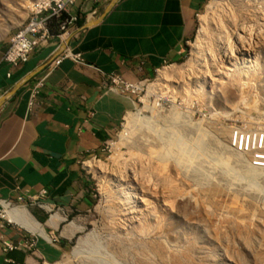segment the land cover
Listing matches in <instances>:
<instances>
[{"label": "rangeland", "instance_id": "374dc122", "mask_svg": "<svg viewBox=\"0 0 264 264\" xmlns=\"http://www.w3.org/2000/svg\"><path fill=\"white\" fill-rule=\"evenodd\" d=\"M36 1L0 0V44ZM70 12L78 22L88 10L75 0ZM243 27L254 32L250 47L221 63V43ZM150 78L107 147L85 159L92 207L46 231L63 254L41 262L264 264V169L232 144L241 131L264 133V0H205L180 58ZM73 223L82 229L70 232Z\"/></svg>", "mask_w": 264, "mask_h": 264}, {"label": "crops", "instance_id": "0c3cea01", "mask_svg": "<svg viewBox=\"0 0 264 264\" xmlns=\"http://www.w3.org/2000/svg\"><path fill=\"white\" fill-rule=\"evenodd\" d=\"M204 1L79 0L88 10L84 20L62 36L56 32L40 40L27 61L10 65L3 59L8 45L0 44V198L13 201L45 190L42 201L57 212L46 218L44 212L52 208L29 210L35 206L30 205L27 210L49 233L67 212L92 207L85 159L100 154L135 107L134 97L107 87L106 75L133 80L157 74L164 60L179 59ZM65 50L79 53L84 63L62 58L46 74L37 104L28 112V87ZM22 228L8 225L0 235L12 243L31 236L34 249L3 252L0 247V264L60 259L62 244Z\"/></svg>", "mask_w": 264, "mask_h": 264}, {"label": "built area", "instance_id": "2783aa9c", "mask_svg": "<svg viewBox=\"0 0 264 264\" xmlns=\"http://www.w3.org/2000/svg\"><path fill=\"white\" fill-rule=\"evenodd\" d=\"M75 0H47V3L40 6L38 9L33 10L27 17L30 19V27H23V23L21 27L11 36V40L8 43V46L3 54V59L8 62L12 66H17L29 58L31 53L34 51L35 47L38 45L39 41L45 38L50 37L52 34L50 33L49 24L53 19H57L58 36H62L68 30V26L71 24H75L77 22V15L70 12ZM56 9H64L67 11V18H60V16H56ZM70 57L74 61L83 64L84 61L81 58L79 53H72L69 50H65L60 56L53 59L46 67V72L35 79L32 84L28 87V100H27V111L31 112L33 108L37 104V100L40 94V91L44 85L45 76L47 73L51 72L53 68L59 64L62 58ZM144 62L141 61L139 64V69L143 66ZM162 69L170 65V61L164 60L162 62ZM106 79L108 81V88L112 90H118L121 93L126 95H131L135 99H137V103H140L139 99L142 95L145 94L147 85L152 83L150 76H143L140 78H136L133 80H127L123 78L121 75L110 74L106 75ZM249 134H247L248 136ZM237 132L234 134L233 138H237ZM245 138V143L248 142V137ZM243 134L241 133L239 136V144L238 149L242 147ZM259 141H262V135H260ZM108 142L102 150H104ZM232 144L234 142L232 141ZM257 157L264 158V154H258ZM96 157V156H94ZM47 192L45 190L40 191V193L36 196L31 195H18L15 200H8L0 198V229L12 225L22 228L19 224L14 221H11L6 217L4 211V204H7L8 207H27L29 205H37L39 207H43L45 203L42 201V198L45 197ZM24 229V228H22ZM25 230V229H24ZM34 239H26L22 243H12L6 241L0 235V247L3 252L12 251V250H24V251H32L34 248ZM43 264V263H42Z\"/></svg>", "mask_w": 264, "mask_h": 264}, {"label": "bare ground", "instance_id": "6f19581e", "mask_svg": "<svg viewBox=\"0 0 264 264\" xmlns=\"http://www.w3.org/2000/svg\"><path fill=\"white\" fill-rule=\"evenodd\" d=\"M35 3H36V7H34L33 10H36L40 6L46 4L47 0H37ZM63 13L67 14V11H64V9H56V16H59ZM24 27H30V19H29L28 23L25 24ZM248 32H249V34H248ZM252 32H253L252 28L249 29L248 27H243L241 30L235 32L234 37L231 35L229 37H227V39L225 41H223L221 43V46H220L221 47V54H222L221 63L225 60V61L229 62V64H230L231 60H233L231 58L235 56V53L241 54V55H243L242 53L245 54L246 53L245 51L248 50V48L250 47V44L252 43V42H250L251 41L250 37L252 35ZM252 41H253V39H252ZM201 63H203V64H201ZM199 64L200 65H206V61L205 62L201 61ZM192 70H194V68L191 67L187 71V75L194 74V72H192ZM159 71H160V69L157 71V74ZM160 80H161V78H160ZM162 82H163V80H162ZM159 83H161V81ZM208 83L213 84L212 79ZM156 85H158V83ZM195 87H197V88L202 87V83L199 85H198V83L195 84ZM181 90H183V88ZM151 93H152V91H151ZM143 102H144L145 106L149 107L150 101L147 98H144ZM136 111H137V114L139 115V118H140L141 110L137 109ZM128 117H126L127 120H128ZM146 119H148V118H146ZM238 133H240V131ZM241 133L243 134L242 147H241V149H238V148L237 149L239 151L246 153V155H249L250 161L252 162L253 166H255L257 168L264 169V158H262V156L261 157L256 156L258 154H264V133H258V132L247 133L245 131L244 132L241 131ZM247 134H249V135L247 136ZM250 134H252V135H250ZM260 135H262L261 143L259 141ZM246 136L248 137L247 143H245ZM234 140H235V138H234ZM233 142L235 144L233 146L236 147V145H237V147H238L239 138L237 139L236 143H235V141H233ZM93 164H98V163H96L94 161H90V162L88 161L86 166L88 167V169L93 170V168H94ZM84 165H85V163H84ZM250 169H251V167H250ZM132 195H133V192H132ZM3 206H4V211H5L6 217L9 218L11 221H14L17 224H19L21 227L27 229L28 232L35 233V234L39 235L41 238H43L47 241H51L50 236L47 234V232L44 230V228L38 222H36V220H34V218L30 215V213L28 212V210L25 207H8L7 204H4ZM57 217L59 218L60 216L58 214L53 216V218H57ZM69 229H70V232H73L76 230H81L82 228L73 223V224H71ZM80 250H81L80 248H78V249L76 248L74 250V254L77 255V253H79ZM44 264H46V263H44Z\"/></svg>", "mask_w": 264, "mask_h": 264}, {"label": "trees", "instance_id": "16d2710c", "mask_svg": "<svg viewBox=\"0 0 264 264\" xmlns=\"http://www.w3.org/2000/svg\"><path fill=\"white\" fill-rule=\"evenodd\" d=\"M60 18H67V14L63 13L61 15H59ZM82 20H79L78 23H81ZM56 23V22H55ZM57 23L55 24V29H50V33H56L57 32Z\"/></svg>", "mask_w": 264, "mask_h": 264}]
</instances>
